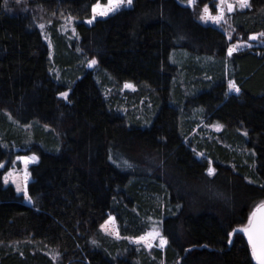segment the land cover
I'll use <instances>...</instances> for the list:
<instances>
[{"label":"trees","instance_id":"trees-1","mask_svg":"<svg viewBox=\"0 0 264 264\" xmlns=\"http://www.w3.org/2000/svg\"><path fill=\"white\" fill-rule=\"evenodd\" d=\"M99 1L0 0V264H256L234 230L264 200V48L228 56L223 30L178 0H132L83 23ZM248 2L229 15L241 39L264 34V0ZM26 6L48 13L54 27L61 17L81 21L68 60L55 32L50 58ZM55 67L73 73L55 79ZM106 76L132 83L129 98L150 99L153 112L141 119L120 113L118 97L106 95ZM230 79L239 92L228 91ZM7 114L49 129L28 143L9 137L16 124ZM198 115L221 126L215 139L186 141ZM243 149L253 154L252 168L236 152ZM15 150L37 155L25 187L30 204L2 182ZM164 207L175 211L162 219V250L137 251L101 233L111 214L121 236L136 237Z\"/></svg>","mask_w":264,"mask_h":264},{"label":"rangeland","instance_id":"rangeland-1","mask_svg":"<svg viewBox=\"0 0 264 264\" xmlns=\"http://www.w3.org/2000/svg\"><path fill=\"white\" fill-rule=\"evenodd\" d=\"M181 4L190 7L192 10H196L197 15H198V19L204 23V24H209L212 26L217 27L218 29L223 30V32L226 34L227 40L229 41L228 47H227V54H228V50L229 48H233L235 47V51H243L252 47H263L264 48V34L263 33H258V34H251L248 36L247 39H241L240 36L236 35L235 37V33H234V28L231 25L230 21H229V15L230 13L235 10L236 8H244V7H240L237 0H228V3H231L233 5V10L231 12L227 11V5H223L222 7L224 8V18L221 19L219 21V23L214 22L213 20H201L200 16L204 14L203 10H204V6L201 7H196L197 2L196 0H194V3H192L191 5H189V3L187 2V0H178ZM113 2H115V0H113ZM99 4L100 9L106 8L109 5V0H104L102 2H96L94 5ZM132 4V3H131ZM220 4V0H216V5L215 8L213 10H211L208 6L209 9V13L210 15H218V9H217V5ZM93 5V6H94ZM92 6V8H93ZM131 5H127V4H121L115 11L109 12L108 15L122 9V8H127L130 7ZM25 11H28L29 13L32 14L33 19L35 20L36 26L38 27L42 38L44 40V42L46 43L49 52H50V58L53 57L54 53H55V47H54V40L52 38V34L53 32H55L57 34V36H62L64 38V44L66 47V50L64 52V54H62L61 56H63L66 60H68L67 54L69 55L68 52H70L69 50V46H70V42L74 41L76 42V40L78 39V35L75 29V24L78 22H83L85 24H91L88 23V20H92L93 21L96 18H102V17H106V16H100L97 15L95 19H93V12L91 9V17L89 19H83V20H77L74 17H70V16H66V17H61L59 19H57L58 24L57 26L54 27L53 21H52V17L48 14L45 13V11H43L41 8H36L35 10L32 9L29 6L25 7ZM41 25H43V27H41ZM54 28V29H52ZM256 37L255 39H251V37ZM235 37V38H234ZM79 52V51H78ZM232 53V54H233ZM174 59L176 60V62H180L182 63V61L184 60L185 56L184 54L178 52L176 54H174ZM231 56V55H228ZM80 60L82 61V64L86 67H88L91 70H96V65L95 64H90L91 61L87 60L84 57H81ZM72 71H61L60 67H55L53 70V75L55 77V79H60L65 77L66 75L71 76L72 75ZM68 78V77H67ZM106 80L109 81L110 85L106 87V95H114L118 97V101L120 103V108H119V112L122 114L127 115H132L131 117L135 118V119H141V118H146L145 114H147L148 116V112L152 111L153 112V107L152 104L150 102V99L143 97L138 104H134L132 99L129 98L130 95L134 94L136 91V87L132 84V83H115L111 80V78L109 76H106ZM229 82H232L235 84L234 80L230 79L227 83L228 85V91L229 92H235V90L229 89ZM127 85V86H126ZM235 86L237 87V85L235 84ZM238 88V87H237ZM8 116V122L12 120V118L10 117L9 114H7ZM13 121V120H12ZM14 124L16 125H10V129L6 132V134L9 137H19L21 136L24 137L26 136L24 139V141L26 143H28V141H32L35 139V136L38 135L40 132H43V128H45L46 130H48L49 128L47 126H42L43 128L41 129L40 127L34 128L31 126V124L29 125H19L18 123L14 122ZM10 124V122H9ZM150 124V122H149ZM221 129L220 125L214 124V125H206L205 124V120L202 117H199V115L196 117L195 120V126L194 129L192 130V132L188 135L186 141L188 140H193L194 142H203L205 140L210 141L212 139H215V133L218 132ZM32 139V140H31ZM218 139V138H217ZM16 140V139H14ZM15 146V144H14ZM237 154H240V160L242 162V164L246 165L247 168H252V163L249 162L247 160V157H250L253 159V154L251 151L249 150H238L236 151ZM198 155H200V157L205 156L204 153L198 152ZM18 157L20 158H27V160L25 159H18ZM35 159H32V158ZM37 161V155L34 153H29V154H19V152L17 150L14 151L13 153V157H12V161L10 166L5 170V172L2 175V182L5 185H12L14 187V189L16 190V192L18 194H21L24 197V200L26 203L30 204L31 200L30 198L25 196V187L27 182L30 180V175H29V165L36 162ZM233 166V165H232ZM212 168V167H209ZM213 169V168H212ZM209 170V169H208ZM208 173V171H207ZM214 173V172H213ZM247 180H251L250 178ZM20 189V191H17V189ZM264 201V200H263ZM260 203H258L257 205H255L251 210L249 215L253 212L254 209H256V207L259 205ZM175 210L171 207H167L163 209V211L161 212V214H159L158 216H149L147 218H145L146 221V230L144 231V233L136 236V237H131V236H121L119 234L118 231V225L117 222L115 221V218L113 215H109L108 218L101 224L100 226V230L101 233L104 235L109 236L110 238H112L114 241L116 242H120L122 240H125L129 245H132L135 250H144L145 252H151L153 249H158V250H162L166 243L162 244V240L166 241V239L163 237L162 234V219L166 216V215H170L174 212ZM249 215H248V220L246 221L245 224H243L240 227H247L249 225ZM156 233H158V235H156ZM141 237H144V239H139ZM167 242V241H166ZM49 257H51L53 260L58 259L59 255L52 249H46L44 251ZM121 252V249H118L115 251V254H119ZM159 264H163L162 262L159 261Z\"/></svg>","mask_w":264,"mask_h":264},{"label":"snow or ice","instance_id":"snow-or-ice-1","mask_svg":"<svg viewBox=\"0 0 264 264\" xmlns=\"http://www.w3.org/2000/svg\"><path fill=\"white\" fill-rule=\"evenodd\" d=\"M189 5L194 3V0H187ZM240 7H248L249 2L248 0H237ZM132 0H109V5L106 8L100 9L99 4L94 5L92 8L93 12V19L96 18L97 15L100 16H106L109 12L115 11L121 4H127L131 5ZM227 5V11L231 12L233 10V5L231 3H228V0H220V4L217 5L218 15H210L209 9L207 5L204 7V14L200 16L201 20H213L216 23H219L221 19L224 18V8L223 5ZM88 23H92V20H88ZM43 27V25H41ZM256 37H251V39H255ZM233 51H235V47L229 48L228 55H232ZM95 61H91L90 64H94ZM127 86V85H126ZM229 89L235 90L236 92H239L240 89L235 86L234 83L229 82ZM61 95L66 96V93H61ZM18 159H25L27 158H20ZM32 159H35L34 157ZM214 172V169L209 168L208 174L212 175ZM17 191H20L18 188ZM25 196L27 197V192H25ZM239 231H244L246 235H248L249 244L252 247V255L253 258L257 261V264H264V201H261L260 204L256 207V209L253 210V212L249 215V226L247 228L238 229ZM237 231V230H234ZM158 235V233H156ZM232 233H229V236H231ZM139 239H144V237H141ZM166 243V241L162 240V244Z\"/></svg>","mask_w":264,"mask_h":264},{"label":"water","instance_id":"water-1","mask_svg":"<svg viewBox=\"0 0 264 264\" xmlns=\"http://www.w3.org/2000/svg\"><path fill=\"white\" fill-rule=\"evenodd\" d=\"M249 226V225H248ZM247 226V227H248ZM247 227H238L236 230L238 231V232H241V233H243L244 235H245V237H246V239H247V241H248V243H249V239H248V235H246V233L244 232V231H239L238 229H242V228H247ZM249 246H250V250H251V253H252V247H251V245L249 244ZM253 256V255H252ZM254 259V258H253ZM254 261L256 262V264H257V261L254 259Z\"/></svg>","mask_w":264,"mask_h":264}]
</instances>
